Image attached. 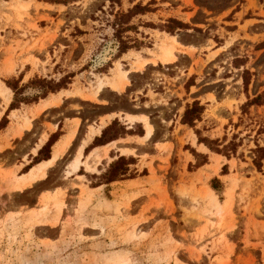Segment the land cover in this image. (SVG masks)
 <instances>
[{
    "label": "rangeland",
    "instance_id": "374dc122",
    "mask_svg": "<svg viewBox=\"0 0 264 264\" xmlns=\"http://www.w3.org/2000/svg\"><path fill=\"white\" fill-rule=\"evenodd\" d=\"M138 3L149 11L137 9L118 19L120 12H128ZM171 18L187 26L174 29ZM181 39L202 44L206 52L223 42L233 43L214 60L213 54H202L206 61L195 60L202 64L198 76L204 78L202 83L213 81L209 87L220 95L233 90L245 92L248 99L229 114L207 111L211 114L196 129L201 137L210 139L229 141L236 134L240 141L237 153L227 162L222 155L204 152L211 151L204 143L199 145L201 152L194 146L198 139L195 129L186 128L185 136L179 138V154L165 171L159 173L151 164L152 177L147 184L139 182L113 194L105 188L108 198L115 197L112 201L105 194L98 199L89 194L81 197L74 214L69 207L60 225L59 216L68 206L60 188L53 194L47 191L42 197L45 206L34 209L33 215L14 207L35 202L38 190L49 186L57 175L48 183L16 193L13 191L38 180L15 187L17 175L4 170L1 163L6 161L0 159V181L9 190L0 194V264H264V158L258 169L252 152L256 143L264 147V0H0V73H14L18 63L33 65L4 78L17 87L15 106L36 102L67 86L76 72L91 75L106 70L113 53L130 49L124 46L146 48L162 61V47L171 45L173 52L174 46L184 49ZM180 53L174 52L177 58L162 64L187 66L189 59ZM146 63V58L136 53V68L143 70ZM39 64L41 72L34 77L32 71ZM47 64L55 65L54 69L46 70ZM118 71L128 81L129 71L122 70L120 63ZM18 76L27 80L23 86ZM167 80L158 74L154 87L161 90ZM109 84L114 86L112 80L105 79L90 96L96 98ZM0 95L9 102L11 89L1 80ZM257 95L261 105L242 106ZM95 111H99L95 106H86V113ZM30 126L26 117L19 133ZM91 130L96 132L94 127ZM183 145L189 153L182 152ZM193 148L210 154L215 165L189 173L206 160V156L196 158ZM122 151L136 153L133 149ZM126 159L129 171L125 176L119 171L117 178L148 174L146 167L135 165L134 157ZM77 160L79 163L78 156L74 164ZM225 164L228 169L223 172ZM87 168L96 170L90 164ZM215 177L220 181L217 190L212 187ZM90 178L96 185L107 182L109 175ZM51 200L57 214L54 220L41 216L49 210Z\"/></svg>",
    "mask_w": 264,
    "mask_h": 264
},
{
    "label": "crops",
    "instance_id": "0c3cea01",
    "mask_svg": "<svg viewBox=\"0 0 264 264\" xmlns=\"http://www.w3.org/2000/svg\"><path fill=\"white\" fill-rule=\"evenodd\" d=\"M181 41L185 48L174 46V52H181L180 56L189 59L188 65L182 69L175 65L176 62L167 66L162 64V53L161 61L153 58L146 48H130L121 54L113 53L106 70L92 72L91 75L76 72L66 87L41 96L36 102H21L14 108H11L10 105L15 99V91L8 86L4 78L22 72L26 68L32 69L33 65L28 62L22 67L21 63H18L14 73H0V80L5 87L11 89L8 103L0 95V111L2 112L0 121L4 116L8 120L7 125L0 129V159L6 161L4 164L1 163L4 170H10L21 177L29 174L32 169L43 163L54 160V156L58 154L55 161L46 167L45 177L38 178L34 185L23 190L13 191L22 193L32 190L36 184L48 183L52 176L57 175L53 177L55 178L53 181L49 182V186L38 190L35 202L27 205H14L17 210L22 208V213L33 215L34 209L40 210L45 206L42 200L43 195L47 191L53 194L56 189L60 188L64 191L63 199L68 204L59 216L60 223L58 222V225H60L65 220L69 207L74 214L75 209L80 205L81 197L86 198V195L89 194L92 199H98V197L103 198V194L107 197L105 189L107 187L113 194V191L122 192L132 189L131 186L139 182L147 184L152 177L151 164L157 172L165 171L171 165L173 157L179 154V138L185 136L184 130L192 129L188 124L182 122L183 111L188 103L200 101L205 105L202 119L197 121V125H199L204 122L203 118H208L211 114L207 111L215 110V114L219 115L229 114L248 99L245 92L239 93V91L233 90L230 92L226 90L220 95L216 89L209 87L213 81L202 83L204 78L198 76L202 64L196 63L195 60L201 58L206 61L202 54L205 56L213 54L211 60H214L228 52L233 43L227 40V44L223 42L221 46L212 47L209 52H206V47L198 42L193 44L189 40L181 39ZM217 51L218 53L215 54ZM136 53L147 60V66L143 70H139L135 66ZM174 56L176 59L177 55L174 54ZM174 59L163 62L169 63ZM118 63L121 64L122 70L129 71L128 81L119 75ZM40 67L39 64L37 69H33L34 77L36 72H41L42 67ZM54 67L55 65L48 67L47 64L44 68L52 70ZM158 74L169 78V80L163 81L164 85L161 90L154 87L158 84L155 81L158 79ZM39 76L41 75L39 74ZM191 78H194V82L188 83ZM105 79L112 80L114 86L110 84L103 86L96 98H92L94 93L91 92L97 90ZM20 80L21 86L27 81L25 78H20ZM179 80H183V83L179 84ZM90 94L92 95L90 96ZM123 100L127 101L125 105L119 103ZM229 102H232L231 106ZM87 105L95 106L99 111H95L93 114L86 113ZM26 117L30 118L31 126L24 127L23 132L19 133V126L23 124ZM117 126L120 127V130H117ZM149 126L152 128L150 135H148ZM91 127L96 129L95 133L92 132ZM106 130L107 134L104 135ZM196 141L195 148L203 152L199 149L198 139ZM49 142H51L50 151L42 152L44 146ZM184 147L183 145L182 152L189 153V150ZM122 149H133L136 153H124ZM204 152H210L215 156L222 155L211 151ZM47 153L48 155L44 156ZM77 156L79 163L76 168H73L72 165ZM120 157H134L137 160L135 165L141 166L142 169L146 167L149 171L148 174L118 178L109 183L93 185L90 177L101 175L113 161ZM208 157V163L189 173L195 174L215 165L214 158L210 154ZM224 157L229 162V159ZM36 158L38 159L36 160ZM180 158H182L181 155ZM190 161L192 160L190 159ZM30 164L31 167L26 169ZM87 164L96 167V170L88 169ZM68 172L70 173L68 174ZM146 188L149 187L146 185ZM133 189L135 192L138 191L137 188ZM8 191L6 183L0 181V194H7ZM107 199L112 201L115 197H107ZM48 205L49 210L41 216L54 220L57 215L54 200H51Z\"/></svg>",
    "mask_w": 264,
    "mask_h": 264
},
{
    "label": "trees",
    "instance_id": "16d2710c",
    "mask_svg": "<svg viewBox=\"0 0 264 264\" xmlns=\"http://www.w3.org/2000/svg\"><path fill=\"white\" fill-rule=\"evenodd\" d=\"M137 9H143V10L149 11L148 6H143V5L138 3V4L134 5V7L131 10H129L128 12H123V11L120 12L118 14V19L121 20L123 18L129 17L131 15V13ZM170 21L172 23H174V27H175L174 29H180V28H184L187 26L186 23H184L183 21L178 20V19H172L171 18ZM124 48L128 49V48H131V46H124ZM124 51H126V50L122 49V52H124ZM6 83L8 84V86L12 87L13 90L15 91V99L12 101V103L10 105L11 108H14V107H16L15 101H16L17 87L15 85L9 84L8 81H6ZM63 87H66V86H60L59 89H61ZM52 91H54V90H52ZM259 98H260V95H257L256 97L251 99V101L245 102L242 106H245V105H248V106L256 105V106H258V105H261L259 103V101H257ZM205 108H206L205 105L201 104L200 101H194L193 103L188 104V106L186 107V109L184 111V114L182 117V122L184 124H188L190 127L195 129L196 134H198V142L200 144L204 143L212 152L222 154V155L226 156L228 159H230L232 157V155H235L237 153L239 145H240V143H239L240 141L238 142L236 140L237 139L236 134H234L233 137L229 141L225 140V138L223 140H220L218 138L217 139H210V138L201 137L199 131L196 129L197 121L202 119V115L205 111ZM7 123H8V120H7L6 116H4L3 119L0 121V129L4 128L7 125ZM105 134H107V130L104 131V135ZM50 146H51V142H49L47 145L44 146L42 152L45 150L48 152V150L50 149ZM252 152L255 154V157L253 159L254 164L256 165V167L258 169H261L262 160L264 158V147L261 146L260 144L256 143V147L254 149H252ZM192 153L196 156V158H197V156L198 157L199 156L200 157L206 156V160L204 162H202L200 164V166L205 165L206 163L209 162L208 155L201 153V152H198L195 148L192 149ZM47 155H48V153L45 154L44 156H47ZM38 158H36V160ZM126 160H127L126 157H120L119 159H117L111 163L110 167L106 170L105 173L101 174V176H104V174L109 175V178H108L106 183H109L113 180L118 179L116 177V174L121 170L123 171V172H121L122 176H125L127 174V172L129 171V167H128L129 163H126L125 162ZM131 163H134V162H131ZM31 164L28 165L26 167V169L30 168ZM227 169H228V164H225L223 166L222 171L225 172V171H227ZM122 176H121V179H122ZM123 178H125V177H123ZM219 186H220V181L216 177L213 178L212 179V187L215 190H217L219 188Z\"/></svg>",
    "mask_w": 264,
    "mask_h": 264
},
{
    "label": "bare ground",
    "instance_id": "6f19581e",
    "mask_svg": "<svg viewBox=\"0 0 264 264\" xmlns=\"http://www.w3.org/2000/svg\"><path fill=\"white\" fill-rule=\"evenodd\" d=\"M162 57H163L164 62L170 61L175 58L171 45H164L162 47ZM151 132H152V128L149 126L148 135H150ZM57 156L58 154L54 156V160L50 162H45L42 165L38 166L37 168L32 169L30 173L28 172L29 174L26 173L27 175H23L21 177L17 176L16 178H14L13 181H14L15 187H23V186L30 185L34 181H36L38 178L44 176L46 174V167L49 164L53 163V161H55ZM77 165H78V160L73 166L77 167Z\"/></svg>",
    "mask_w": 264,
    "mask_h": 264
}]
</instances>
